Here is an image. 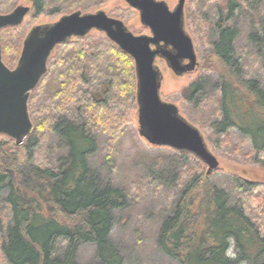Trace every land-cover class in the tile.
<instances>
[{
  "label": "trees",
  "instance_id": "obj_1",
  "mask_svg": "<svg viewBox=\"0 0 264 264\" xmlns=\"http://www.w3.org/2000/svg\"><path fill=\"white\" fill-rule=\"evenodd\" d=\"M47 1L31 0L36 13L44 11ZM7 4L0 6L1 12H8L10 4ZM239 7L237 1H231L224 10H217L219 37L212 42V51L224 72L210 75L216 78L217 88L208 99L215 97L212 113L218 117L208 127L217 137L241 134L240 142L246 140L251 161L264 168V89L261 81L242 78V59L235 57L236 30L229 26ZM261 26L251 35L250 42L264 70V24ZM9 29L15 27L4 28L0 36ZM90 37L73 38L58 45L49 60L51 64L62 50H73L69 56L75 72L60 86L62 89L67 83L76 86L64 113L72 112L77 103V118L64 115L61 119L56 105H45L41 111L46 113L43 119L48 125L42 127L44 121L35 103L53 70L48 65L46 76L29 99L33 133L21 146L7 137L6 146L12 145L13 149H0V200L7 213V216L0 213V255L4 264H79L77 257L83 244L95 247L99 264H124L111 241V233L114 211L126 206L127 197L118 187L102 185L88 161L97 151L92 126L110 131L107 98L101 95L93 77L96 74L108 79L113 88L118 87L116 94L122 90L132 96L137 92L135 63L107 37L89 42ZM1 44L3 60L10 67V43L1 37ZM13 47L16 52L22 49L17 43ZM106 53L108 57L104 59ZM115 59L119 63L126 60V64L112 75L109 71L111 62L117 63ZM100 62L103 65L94 66ZM90 69L95 72L90 73ZM114 81L118 83L115 86ZM109 87L105 85L103 91H109ZM201 92L202 82L198 78L184 97L188 104H199ZM52 134L65 152L58 159L47 145ZM194 158L202 167L203 163ZM213 175L189 174L183 181L180 196L160 228V249L178 264H264V229L245 201L250 192L264 188V184L233 177L239 198L231 204L228 191L212 181ZM233 246L234 252L229 256Z\"/></svg>",
  "mask_w": 264,
  "mask_h": 264
},
{
  "label": "rangeland",
  "instance_id": "obj_2",
  "mask_svg": "<svg viewBox=\"0 0 264 264\" xmlns=\"http://www.w3.org/2000/svg\"><path fill=\"white\" fill-rule=\"evenodd\" d=\"M163 1L168 3L171 9H174L178 3V0ZM231 1H237L241 5L234 11L229 26L236 30L235 57L242 59V78L259 80L264 89V70L257 50L250 42L251 35L259 31L262 28L261 24H264V0L260 3H253L252 0H187L185 28L194 41L199 65L194 71L180 76L172 71L164 59L158 58L156 61L163 76L162 99L176 104L180 114L202 132L209 149L220 162L218 170L209 174L208 166L200 159L203 163L202 167L194 156L181 155L169 147L151 145L139 134L136 92L132 96H128V92L122 90L116 94L115 89L118 87L113 88L108 79L96 74L93 77L98 85L97 89L102 92L103 97L107 98L106 106L110 112L107 116L109 118L107 124L110 131H104L100 126H92V137L97 143V151L89 158L88 165L102 185L118 187L127 197L126 206L114 211L111 233V241L123 257L124 264H178L160 249L158 236L163 220L173 210L180 196L182 183L189 174L201 172L207 176L214 174L211 177L212 181L228 191L231 204H235L239 198L233 177L264 184V168L251 161L246 140L244 143L240 142L242 135L234 133L226 137H217L209 131L208 127L211 121L218 117L217 114L212 113L215 97L208 99L215 94L217 88L216 78L210 75L213 72H224V67L212 51V42L219 37L217 10H224ZM6 3L10 4L8 12L19 5L31 7L30 13L21 26L15 27L14 30H4L0 36V42L1 37H4L5 41L10 43V49H8L10 68L17 66L21 55L20 50L22 51L20 49L16 52L13 46L17 43L20 48H23L25 38L34 27L52 24L61 16L77 10L83 13L103 10L109 16L122 20L135 35L150 34L149 28L142 24L139 12L125 0H48L44 11L40 14L34 10L31 0H0V6ZM89 35H91L89 42L104 40L107 37L96 30ZM72 52L73 50H62L58 53L59 58L48 64L50 68L53 67V70L43 83L35 103L40 108L42 122L46 113H43L41 108L45 105L46 107L56 105L61 119L64 115L69 119L77 118L75 110L77 103L72 108V112L64 113L69 99L75 93L76 86L73 83H67L65 89L60 86L75 72V68L70 63L69 55ZM104 56V59H107V53ZM116 61L117 63L111 62L112 67L109 73L112 75L114 71H121L126 64V60H121L120 63ZM69 64L73 69L71 66L68 67ZM100 65L103 63L94 64V66ZM91 66L93 68V65ZM94 72L95 70L90 69V73ZM198 78H201L202 82L200 94L202 99L199 104H188L184 93ZM115 84L118 83L114 81V86ZM105 85H110L109 91H103ZM121 88L124 89L122 86ZM52 96L54 99H51ZM43 123L42 127L46 128L48 124L45 121ZM5 136L0 138V149L2 147L13 149L12 145L6 146L9 142L8 136ZM208 138L212 140V143ZM47 143L57 159L65 155L63 149H60L61 146L55 134L48 137ZM245 198L249 210L264 229V188L254 189ZM3 207L1 203L0 213L7 216ZM233 252L234 246L229 256ZM77 259L79 264H99L95 247L91 244L81 246ZM0 264H4L1 255Z\"/></svg>",
  "mask_w": 264,
  "mask_h": 264
},
{
  "label": "water",
  "instance_id": "obj_3",
  "mask_svg": "<svg viewBox=\"0 0 264 264\" xmlns=\"http://www.w3.org/2000/svg\"><path fill=\"white\" fill-rule=\"evenodd\" d=\"M125 1L139 12L149 35H135L122 20L103 10H77L52 24L34 27L13 69L3 60L0 42V134L12 138L18 146L25 144L34 131L29 99L47 74L55 48L96 30L134 59L140 136L153 146L193 154L208 166L209 174L218 170L220 162L202 132L180 114L176 104L161 96L163 76L156 64L158 58L180 76L199 65L194 41L185 28L187 0H178L174 9L163 0ZM30 11V6L19 5L9 13H0V30L21 26Z\"/></svg>",
  "mask_w": 264,
  "mask_h": 264
},
{
  "label": "flooded vegetation",
  "instance_id": "obj_4",
  "mask_svg": "<svg viewBox=\"0 0 264 264\" xmlns=\"http://www.w3.org/2000/svg\"><path fill=\"white\" fill-rule=\"evenodd\" d=\"M247 1H251V0H247ZM0 13H1V12H0ZM2 13H4V12H2ZM7 13H9V12H7ZM3 29H4V28H3ZM1 30H2V29H1ZM1 30H0V31H1ZM74 39H75V38H74ZM61 44H62V43H61ZM59 45H60V44H59ZM49 60H50V58H49ZM48 64H49V61H48ZM48 68H49V67H48ZM12 69H13V68H12ZM45 76H46V75H45ZM45 76H44V77H45ZM44 77H43V78H44ZM43 78H42V79H43ZM41 81H42V80H41ZM41 81H40V82H41ZM39 84H40V83H39Z\"/></svg>",
  "mask_w": 264,
  "mask_h": 264
}]
</instances>
